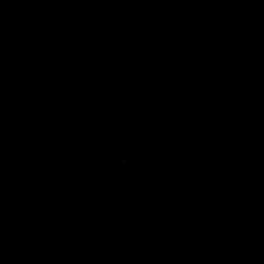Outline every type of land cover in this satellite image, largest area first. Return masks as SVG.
I'll return each mask as SVG.
<instances>
[{
    "label": "water",
    "instance_id": "95a60500",
    "mask_svg": "<svg viewBox=\"0 0 264 264\" xmlns=\"http://www.w3.org/2000/svg\"><path fill=\"white\" fill-rule=\"evenodd\" d=\"M0 264H264V0H0Z\"/></svg>",
    "mask_w": 264,
    "mask_h": 264
},
{
    "label": "clouds",
    "instance_id": "9594fccd",
    "mask_svg": "<svg viewBox=\"0 0 264 264\" xmlns=\"http://www.w3.org/2000/svg\"><path fill=\"white\" fill-rule=\"evenodd\" d=\"M59 246H60V245H59ZM59 246H58V247H59Z\"/></svg>",
    "mask_w": 264,
    "mask_h": 264
}]
</instances>
